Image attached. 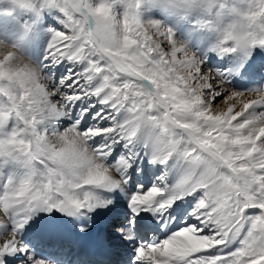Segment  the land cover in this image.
Segmentation results:
<instances>
[{"label":"snow or ice","instance_id":"1","mask_svg":"<svg viewBox=\"0 0 264 264\" xmlns=\"http://www.w3.org/2000/svg\"><path fill=\"white\" fill-rule=\"evenodd\" d=\"M10 2L0 264H97L98 216L117 264H264V0Z\"/></svg>","mask_w":264,"mask_h":264},{"label":"rangeland","instance_id":"2","mask_svg":"<svg viewBox=\"0 0 264 264\" xmlns=\"http://www.w3.org/2000/svg\"><path fill=\"white\" fill-rule=\"evenodd\" d=\"M229 4L239 6V0H229ZM154 18L161 19L159 14H156ZM229 19H230L229 17H222L221 23L222 24L227 23L229 22ZM28 20H29L28 14L22 11L21 9H19L17 6L13 5L10 2V0H0V38H3L7 42L11 43L22 32L21 25L27 22ZM45 25L50 26L48 25L47 20L45 21ZM186 30H187V27L183 25L182 30H180V33L179 31L177 32V39L183 40L181 39L183 38V35L185 37V33L186 35L188 34ZM202 33H204L202 34L203 37H198V40H197L198 45L209 42V40L207 41L208 37L206 36L208 32L205 31ZM210 37L212 40L213 38L212 35ZM46 41H47V37L42 36L39 39V41H34L30 43L25 48L26 54L33 58L39 57L42 54ZM31 44H32V47H30Z\"/></svg>","mask_w":264,"mask_h":264},{"label":"bare ground","instance_id":"3","mask_svg":"<svg viewBox=\"0 0 264 264\" xmlns=\"http://www.w3.org/2000/svg\"><path fill=\"white\" fill-rule=\"evenodd\" d=\"M184 25L187 27L186 31L188 32L189 31V26L187 24H184ZM182 26H180V30H182ZM180 30H179V33H180ZM202 34H204V33L200 32L198 34V37H203ZM206 36L208 37L207 41L208 40L211 41V37H210L211 35L208 33ZM185 37H186V33H185ZM185 37L183 35V38H181V39H185ZM102 218H104V219H102ZM97 224L99 225L100 229H103V231L97 230V228H96ZM106 225H107L106 217L98 216L96 218V222H95L93 230L88 235H86L88 237L78 236V237H75V238L79 239L81 244L86 243V242H88V241L93 239L96 242V245L98 244V246H101L103 248H104V246H106L108 248V252H110L111 255L115 254V252H119L117 254V256H116V261H118L120 255H121V253L123 251V249H122L121 245L119 244V242L111 237V239L109 240L110 241L109 245H107L108 243H106V242L105 243L104 242L101 243V240H100L101 236H99V235H100V233H103L105 235H102V237L104 238V236H106V233H108Z\"/></svg>","mask_w":264,"mask_h":264}]
</instances>
